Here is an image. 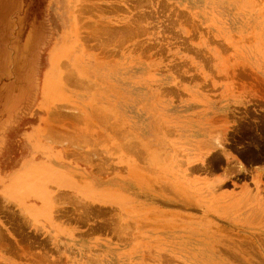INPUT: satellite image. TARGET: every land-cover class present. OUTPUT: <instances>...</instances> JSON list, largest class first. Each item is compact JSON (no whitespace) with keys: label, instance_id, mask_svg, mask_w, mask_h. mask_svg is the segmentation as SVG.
<instances>
[{"label":"rangeland","instance_id":"obj_1","mask_svg":"<svg viewBox=\"0 0 264 264\" xmlns=\"http://www.w3.org/2000/svg\"><path fill=\"white\" fill-rule=\"evenodd\" d=\"M0 264H264V0H0Z\"/></svg>","mask_w":264,"mask_h":264}]
</instances>
